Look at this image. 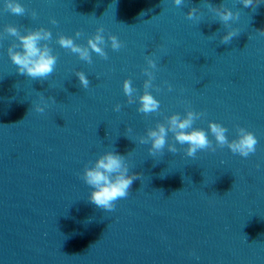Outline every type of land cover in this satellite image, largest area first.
<instances>
[{"label": "water", "instance_id": "95a60500", "mask_svg": "<svg viewBox=\"0 0 264 264\" xmlns=\"http://www.w3.org/2000/svg\"><path fill=\"white\" fill-rule=\"evenodd\" d=\"M20 2L22 16L0 0V264H264V0L249 7L241 0ZM208 4L239 11L231 42H221L229 28ZM196 6L199 21L187 17ZM8 24L22 33L51 30L57 63L47 79L18 71L8 48L19 42ZM101 25L107 59L92 52L89 64L58 43L64 34L87 45ZM110 34L124 42L118 51ZM149 56L157 61L149 91L160 111L146 115L138 97ZM128 78L137 89L132 104ZM41 93L56 100L44 113L35 110ZM188 106L204 113L193 126L213 143L210 121L223 124L230 140L239 125L256 135V152L245 158L224 146L188 157L177 143V153L165 147L162 157L151 156V143L139 137ZM109 150L140 174L112 211L89 200L82 179L85 165Z\"/></svg>", "mask_w": 264, "mask_h": 264}, {"label": "clouds", "instance_id": "9594fccd", "mask_svg": "<svg viewBox=\"0 0 264 264\" xmlns=\"http://www.w3.org/2000/svg\"><path fill=\"white\" fill-rule=\"evenodd\" d=\"M241 2L245 7H249L258 3V0H241ZM174 3L176 6H181L185 3V0H174ZM207 6L210 11L218 16L224 26L229 28L222 36L221 42L225 44L231 42L232 38L240 33L238 29L231 28L230 26L231 21L239 18V11L234 12L225 4H221L220 6L208 4ZM4 7L5 10L21 16L27 11L20 0H5ZM199 13V6L191 7L187 12V17L190 20L199 21ZM31 16L35 18L37 12L32 10ZM51 22L53 24L58 23L54 17ZM104 31L103 25L98 27L95 34L88 37L87 45L77 43L72 36L64 34L59 35L58 43L72 53L78 54L80 59L91 64L92 52H95L104 59L108 58V54L105 51L107 42ZM5 32L16 37L19 42H14L9 46L8 54L12 62L17 65L18 71L21 74H26L33 79L39 78L44 80L53 73L57 63V56L53 54L51 47L47 43L52 39L50 29L39 27L36 29H28L25 33H22L16 25L8 24ZM81 35V31L78 30L76 37L79 38ZM109 39L113 50L118 51L124 46V42L115 34H110ZM147 64L148 67L143 69L147 76L143 85L144 92L138 97L140 101L138 110L146 115L160 111V101L149 91L153 87V80L155 79L153 69L157 68V61L149 56L147 58ZM76 75L83 88L87 89L90 85L88 75L82 70L77 71ZM167 86L169 91H171L173 86L171 84ZM123 90L128 97V103H134L137 99L134 95L137 89L133 87L131 78L124 80ZM158 90L160 89L158 88ZM49 99L53 103L56 102L55 97L45 98L43 93H41L43 103H37L35 110L39 113H44ZM121 107L120 104H116L114 110L119 112ZM203 115V112H197L188 106L184 115L175 112L166 117V123L158 122L155 127H150L147 130L146 136L142 135L139 137V142L141 144L151 143L149 153L153 157H156L158 154L162 157L165 147H167L169 152L177 153L179 151L177 143L181 146L187 145L185 152L188 157H195L200 150H211L215 152L217 147L223 148L224 146H227L233 153H238L245 158L256 152L258 144L256 135L247 128L239 125L237 126L236 138L230 140L227 136L228 129L223 124L210 121V131L215 138V143H213L205 129L193 126L194 122ZM131 132V126H128L126 135L129 136ZM169 132L174 134L175 142L173 143H168ZM129 173L127 157L113 150L104 152L91 163V166L85 165L84 167L82 179L92 189L89 200L100 209L108 211L114 210L118 200L129 196L133 181L140 176L139 173Z\"/></svg>", "mask_w": 264, "mask_h": 264}]
</instances>
